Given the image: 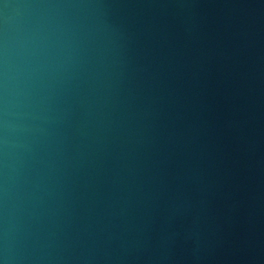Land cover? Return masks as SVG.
<instances>
[{"label": "water", "instance_id": "1", "mask_svg": "<svg viewBox=\"0 0 264 264\" xmlns=\"http://www.w3.org/2000/svg\"><path fill=\"white\" fill-rule=\"evenodd\" d=\"M0 264H264V0H0Z\"/></svg>", "mask_w": 264, "mask_h": 264}]
</instances>
